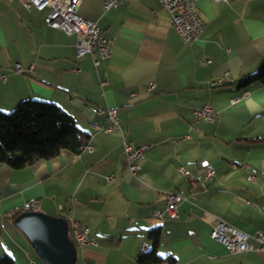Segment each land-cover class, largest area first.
<instances>
[{
  "label": "crops",
  "instance_id": "obj_1",
  "mask_svg": "<svg viewBox=\"0 0 264 264\" xmlns=\"http://www.w3.org/2000/svg\"><path fill=\"white\" fill-rule=\"evenodd\" d=\"M104 1L81 0L78 9L111 41V57L95 67L90 56H77L75 35L45 23L49 10L0 0V109L12 111L25 99L57 103L93 145L92 152L63 150L19 169L0 162V258L44 264L13 213L37 199L41 211L90 227L97 245L84 251L69 231L76 264H139L140 245L151 248L148 231L157 226L159 254L176 264H264V252H229L210 236L220 219L245 232L264 230V211L247 203H264V84L249 85L248 97L231 102L264 56V0H196L207 25L192 43L181 40L159 0H122L108 10ZM15 63L33 70L18 72ZM219 77L224 84L210 87ZM206 103L213 120L196 121ZM102 107L117 109L127 138L152 145L137 178L125 164L120 132L91 126L109 124ZM202 160L217 173L193 191L179 167L195 174ZM168 192L186 198L178 217L153 216Z\"/></svg>",
  "mask_w": 264,
  "mask_h": 264
},
{
  "label": "built area",
  "instance_id": "obj_2",
  "mask_svg": "<svg viewBox=\"0 0 264 264\" xmlns=\"http://www.w3.org/2000/svg\"><path fill=\"white\" fill-rule=\"evenodd\" d=\"M24 8H34L38 11L49 10L44 17L45 23L52 27L63 30L65 33L75 35L76 37V54L78 57L90 56L93 64L99 65L100 60L109 58L112 55L111 41L107 37L104 28L99 26L96 20H91L78 11L81 0H19ZM163 8L170 14V24L174 27L181 40L185 43H192L199 39L206 28V21L199 13L196 0H159ZM228 1V0H214ZM122 3V0H105L104 9L108 10L116 8ZM204 63H210V59H205ZM14 69L18 72H27L33 70V66L29 69L23 67L20 63L14 64ZM229 72H227L228 75ZM1 78L5 79V75L1 74ZM103 83V82H102ZM224 84V78H214L209 81L210 87H218ZM156 82L151 81L147 84L146 89L151 91L155 88ZM249 96V91L244 88L241 95L231 98L232 103L239 102L242 98ZM214 108L210 103L204 104L197 110L196 121L201 119L206 121L213 120ZM98 113L106 119L109 124L101 125L92 123L94 130H101L110 132L118 130L122 137V145L125 157V164L135 178L141 170L140 161L144 158L145 152L151 148L152 145H137L132 140L127 138L124 128L120 123L118 111L116 108L102 107L99 108ZM85 149L89 152L93 151V145L88 144ZM179 171L189 176L190 184L193 191L201 184L211 181L217 171L216 168L208 161L202 160L200 162V170L195 174L184 166L179 167ZM251 176L250 178H253ZM107 182L114 180V174L106 176ZM194 196V195H193ZM166 203L164 208L154 209L152 215L155 217H178L179 204L182 200L186 199L177 192H168L165 195ZM247 203L253 205L256 209L264 211V203H257L248 200ZM40 210V201L37 199L26 201L21 208L14 211V214H19L24 211H37ZM69 231L72 233L79 248L84 251L87 246H96L97 241L91 233L88 226H80L79 222L73 217L68 220ZM210 236L223 244L229 252H264V230L257 229L253 233L245 232L237 227L229 224L223 219L218 220L210 231ZM148 244L141 243L140 251H146ZM30 264H37L35 260L30 259Z\"/></svg>",
  "mask_w": 264,
  "mask_h": 264
},
{
  "label": "trees",
  "instance_id": "obj_3",
  "mask_svg": "<svg viewBox=\"0 0 264 264\" xmlns=\"http://www.w3.org/2000/svg\"><path fill=\"white\" fill-rule=\"evenodd\" d=\"M255 82L264 84V56L257 68L245 74L239 84L247 88ZM90 139L91 134L81 128L69 112L51 101L25 99L12 111L0 109V162L13 168L54 158L63 150L78 154L90 144ZM148 237L152 245L139 253V264L177 263L174 256L159 254V226L150 229ZM0 264H15V261L11 256L3 255Z\"/></svg>",
  "mask_w": 264,
  "mask_h": 264
},
{
  "label": "water",
  "instance_id": "obj_4",
  "mask_svg": "<svg viewBox=\"0 0 264 264\" xmlns=\"http://www.w3.org/2000/svg\"><path fill=\"white\" fill-rule=\"evenodd\" d=\"M16 226L26 235L45 264H76L77 247L69 234V222L41 210L16 215Z\"/></svg>",
  "mask_w": 264,
  "mask_h": 264
},
{
  "label": "rangeland",
  "instance_id": "obj_5",
  "mask_svg": "<svg viewBox=\"0 0 264 264\" xmlns=\"http://www.w3.org/2000/svg\"><path fill=\"white\" fill-rule=\"evenodd\" d=\"M36 252V251H35ZM36 255L38 256L40 262L44 263L43 260L39 257L38 253H36ZM45 264V263H44Z\"/></svg>",
  "mask_w": 264,
  "mask_h": 264
},
{
  "label": "bare ground",
  "instance_id": "obj_6",
  "mask_svg": "<svg viewBox=\"0 0 264 264\" xmlns=\"http://www.w3.org/2000/svg\"><path fill=\"white\" fill-rule=\"evenodd\" d=\"M147 249V248H146Z\"/></svg>",
  "mask_w": 264,
  "mask_h": 264
}]
</instances>
